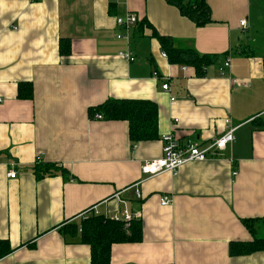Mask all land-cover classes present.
<instances>
[{
    "label": "crops",
    "instance_id": "1",
    "mask_svg": "<svg viewBox=\"0 0 264 264\" xmlns=\"http://www.w3.org/2000/svg\"><path fill=\"white\" fill-rule=\"evenodd\" d=\"M206 1L211 22L197 28L166 0H0V240L12 249L0 264H90V248L60 229L95 207L142 222V241L113 245L111 264H264V252L229 253L253 239L242 220L264 219V0ZM129 13L139 20L130 43L116 25ZM154 31L217 61L203 76L172 64ZM155 71L170 77L169 93ZM24 82L32 100L18 97ZM108 99L156 103L159 138L131 149L126 122L90 117ZM229 127L236 141L217 159L143 174L164 135L208 145ZM38 158L69 177L37 179Z\"/></svg>",
    "mask_w": 264,
    "mask_h": 264
},
{
    "label": "trees",
    "instance_id": "2",
    "mask_svg": "<svg viewBox=\"0 0 264 264\" xmlns=\"http://www.w3.org/2000/svg\"><path fill=\"white\" fill-rule=\"evenodd\" d=\"M179 9L181 14L190 19L197 28L211 22V12L206 0H166ZM147 23L140 22V28ZM150 26L149 24H147ZM154 37L167 52L170 63L194 68L196 75L203 76L206 67L217 61L212 54L200 55L194 46L175 47L173 40L154 31ZM60 54L70 53L68 40L61 39ZM18 97L32 100L33 88L28 82L18 85ZM90 117L96 114L104 121L126 122L131 149L140 142H150L159 138V110L156 103L140 99H108L103 104L89 108ZM33 172L37 179L54 177L58 174L69 177V172L57 164L36 162ZM243 225L252 235L249 242H232L229 247L231 257H244L264 252V219L251 218L242 220ZM67 236L80 237L82 244L91 250L90 264H111V249L115 244H135L143 239L141 221L134 220L127 224L110 217L95 214L93 209L84 212L76 222H68L60 229ZM12 253L9 242L0 240V260Z\"/></svg>",
    "mask_w": 264,
    "mask_h": 264
},
{
    "label": "built area",
    "instance_id": "3",
    "mask_svg": "<svg viewBox=\"0 0 264 264\" xmlns=\"http://www.w3.org/2000/svg\"><path fill=\"white\" fill-rule=\"evenodd\" d=\"M139 23V20L136 15L129 13L124 18H118L116 20V25L120 28H123L125 33L119 34L117 36L118 39H124L128 43L131 40V30L133 26H136ZM240 26L243 29H246L247 23L246 20H242L239 22ZM122 57L127 59L129 62H133L135 60L134 53L128 48V50L121 54ZM162 57L168 59V55L163 52ZM229 67V63H225L221 68V74H224L225 68ZM183 70H186V67H183ZM153 77L156 80L161 82V90L165 93L170 92V77L162 76L159 72L155 71L153 73ZM174 101V98H171ZM96 119H102L100 115H95ZM229 120L226 121V124H229ZM235 129L229 127L228 130L216 140L211 142L208 145L199 144L191 141H181L174 133H169L163 136L162 143V156L161 158L151 160L146 162L142 166V172L144 175L149 177H155L161 174L169 173L172 176H177L180 172V169L188 164L193 162H205L208 160L217 159V157L227 148L229 144H232L236 141V137L234 135ZM36 161H40L38 158ZM236 173H233L235 176ZM8 177L10 179L16 178V173L14 170H11L8 173ZM139 184L134 185L133 187L136 189L135 194L137 199H141L142 195L140 190H138ZM170 204V200L168 197H163L161 199V205L163 207L168 206ZM95 214H99L96 207L91 208ZM112 220L115 221H123L127 224L136 220L135 216L130 214L127 210L123 211L120 216L112 215L109 216Z\"/></svg>",
    "mask_w": 264,
    "mask_h": 264
}]
</instances>
